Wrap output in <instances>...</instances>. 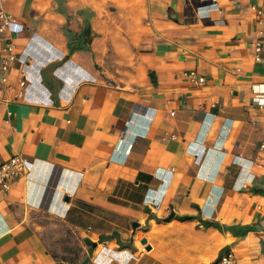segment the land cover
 I'll use <instances>...</instances> for the list:
<instances>
[{"label":"crops","instance_id":"1","mask_svg":"<svg viewBox=\"0 0 264 264\" xmlns=\"http://www.w3.org/2000/svg\"><path fill=\"white\" fill-rule=\"evenodd\" d=\"M3 3L0 264H264V0Z\"/></svg>","mask_w":264,"mask_h":264},{"label":"built area","instance_id":"2","mask_svg":"<svg viewBox=\"0 0 264 264\" xmlns=\"http://www.w3.org/2000/svg\"><path fill=\"white\" fill-rule=\"evenodd\" d=\"M4 0H0V35L10 29L12 17L6 12L3 3ZM13 45L8 44V54L2 60V69L8 71L10 64L17 59L16 54L12 51ZM262 50L261 42L255 43V51L259 55ZM259 59V57H258ZM193 79L197 82H204L205 78H198L195 72L191 73ZM20 85L24 87L26 85V78H22ZM255 100L264 104V93H258ZM263 146V145H262ZM31 162L24 154H15L6 162L0 164V191H7L12 184L18 180L22 175L30 172ZM214 264H244L238 260L234 252L231 249L223 250ZM255 264V263H249Z\"/></svg>","mask_w":264,"mask_h":264},{"label":"trees","instance_id":"3","mask_svg":"<svg viewBox=\"0 0 264 264\" xmlns=\"http://www.w3.org/2000/svg\"><path fill=\"white\" fill-rule=\"evenodd\" d=\"M65 34L68 38V47L71 53L79 50H90L93 38V30L90 22L87 20L84 23L83 29L80 32H75L68 27H65ZM213 223H207L210 225Z\"/></svg>","mask_w":264,"mask_h":264},{"label":"water","instance_id":"4","mask_svg":"<svg viewBox=\"0 0 264 264\" xmlns=\"http://www.w3.org/2000/svg\"><path fill=\"white\" fill-rule=\"evenodd\" d=\"M142 242H143L144 244H146V240H143ZM149 248H150V247H148V249H149Z\"/></svg>","mask_w":264,"mask_h":264}]
</instances>
